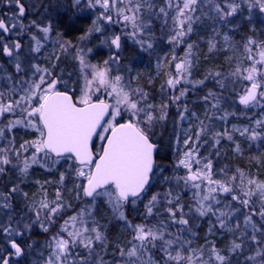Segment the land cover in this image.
Instances as JSON below:
<instances>
[{
	"label": "snow or ice",
	"instance_id": "1",
	"mask_svg": "<svg viewBox=\"0 0 264 264\" xmlns=\"http://www.w3.org/2000/svg\"><path fill=\"white\" fill-rule=\"evenodd\" d=\"M9 5H14L15 10L7 17L0 18V33H11L17 28L20 29L17 35L25 31L31 33V29H36L42 33L43 37L37 33H32L30 39L35 42L32 52H39L43 46V41L48 38L52 31L51 24L42 25L37 20L30 21L29 25L22 22V18L27 14L28 5L26 0H6ZM201 0H165L164 5L158 9L159 14L165 17L169 15V9L174 10L172 16L174 35L170 36V42L175 46L183 42V38L193 31V14L197 11V6ZM220 21L227 22L228 17L234 16L241 10V4L235 0H208ZM248 4L249 9L259 6L264 12V0H243ZM73 6L80 7V0H74ZM99 6V13L93 19L88 31L80 37L86 39L92 33H102V28L107 24H119L121 21L124 27L131 25L132 31L128 33L135 38L138 33H142L148 27L144 22L143 12L145 9L151 11L156 5L151 0H87L86 7L95 9ZM115 13V16L113 15ZM199 19V17H195ZM225 41L229 38L224 37ZM68 43V42H66ZM107 43V41H102ZM142 48L147 44L151 48L152 44L145 40H137ZM110 46L116 49L121 48V35H113ZM188 51L184 58L173 56L174 74H169L166 81L170 89H176L182 82L190 84H203L204 80H189L191 75L192 62L188 59L193 48L188 44ZM213 41H209V49L215 48ZM22 44L19 40L5 42L0 35V52L15 61L14 67L17 73L24 71L19 51ZM60 48L66 50V45L61 44ZM247 56L245 60L247 66H243L244 61L237 65L231 76L242 78L247 81L243 89V94L239 96V103L244 106H256L264 109V41L257 43L249 38L244 45ZM147 50V49H145ZM92 49H78L75 59L79 61L81 79L83 87L80 89V96L74 98L67 91H59L57 85L60 82L53 78V73L48 68H41L38 64H32L28 69L32 77L38 79H24L13 81L11 74L7 75L10 86L5 90H0V119L6 114H12L15 118L8 119L0 125V140L8 139L4 147H0V173L5 171V166L13 163L11 156L15 155L18 163L21 152L31 150V157H25L22 161L23 167L19 171L26 174L32 164L43 166L48 163H58L61 158L67 155L69 164L68 171L74 173L76 179L84 178V182L76 184V198L81 195L91 198L94 202L99 196H107L108 202L112 205L113 212L119 214V219L125 222L126 228L131 229V238L124 247H118L117 259L107 262L103 259L101 252L97 251V245L101 250L106 247L107 236L99 225L89 217L92 216L88 209H80L75 214L63 220L57 232L46 242L48 256L44 258L43 264H233L232 254L241 253L245 247V240L256 245L254 254L244 258L245 264H264V224L259 227L253 221V216L258 215L264 221V181L248 176L241 169L228 176L224 169H220L219 174L224 179L214 178L213 163L208 157L199 155L201 141L209 132V127L199 121L200 127L192 135L186 136L183 140L185 149L182 157L176 161V167H183L186 175L176 177L177 184L183 181L185 187L191 184L194 192V207L189 209V213L198 214L196 218L205 216H215L220 229L229 232L240 231V222L237 220L234 226H229L230 221L240 213L241 208L247 209L244 215L245 230L241 231L240 237L233 239L230 246L219 248L214 241L205 237L204 244L198 247L193 246L196 239L192 231L191 217L184 212V205L180 203L179 195H173L171 189L163 194L165 199L164 213L167 220H158L155 224L140 223L133 224L123 211V205L140 199L149 187L151 179L156 175L155 170L161 169L163 165L158 164L156 154L158 145L153 142V125L167 118V104L159 106L160 115L156 116V106L149 103L148 93L140 88H132L125 83L124 76L113 75L110 65L119 61L117 53H113L108 60L103 61V65L89 63L86 59L87 53ZM59 57H57L58 59ZM178 60V62H177ZM220 77L221 73L214 74ZM207 78V77H206ZM224 87L222 81H218ZM27 85V86H24ZM104 91L111 102L93 96ZM187 88H181L179 95L170 98L171 103L179 108V101L187 93ZM209 98L216 99L212 105L215 109L219 107V99L214 92L203 97L207 102ZM179 111L180 120H185V112ZM18 113V114H17ZM128 114V119L123 123L117 117L123 119V114ZM230 113H225L221 119H225ZM195 117L196 114L192 113ZM108 117V119H106ZM198 119V117H197ZM256 125H264V120H256ZM17 126L35 129L39 135L33 140H25L16 148L14 137L9 138V134ZM239 131V129H237ZM248 132L244 128L241 134ZM227 136L232 140L231 134L226 131L216 132L212 139L219 144L220 139ZM260 133L254 129L249 139H257ZM93 137L99 138L106 143L102 144L96 152L92 149ZM239 151V145H237ZM41 154L42 157H41ZM53 154L55 158L53 159ZM219 155V153H217ZM196 165L193 169V165ZM15 167V166H14ZM168 178H165L167 180ZM65 180V173L60 174L59 183L62 185ZM199 181V183H196ZM48 182L46 181L45 184ZM204 185V188H202ZM18 191V186H13L8 193H0V209H11V197ZM228 194L224 211L220 205L222 201L217 197L221 194ZM161 193H154L145 205V216L162 215L156 208L160 202ZM25 196L27 194L25 193ZM44 198L39 202L33 201L29 206L34 213L33 223L39 224L40 228L47 232L49 226L54 223L55 218L60 217L72 206L64 201L59 188L55 191V198H47L46 189L43 190ZM259 202V210L253 204V200ZM239 207H236V205ZM91 206H89L90 208ZM43 215L44 221L41 222ZM188 217V218H186ZM12 216L8 217L7 226L0 224V233L4 234L5 247L3 251L7 255L0 254V264H10L12 256L20 257L24 253V248L14 238L22 236V231L18 226L12 224ZM173 225H179L175 232L169 231ZM251 227V235L247 228ZM24 229H31L32 223L24 224ZM215 226H209L208 232L211 234ZM187 234V235H186ZM31 247V245H29ZM9 248L11 250H9ZM77 249H80L78 252ZM156 250L160 254L159 258L153 253Z\"/></svg>",
	"mask_w": 264,
	"mask_h": 264
},
{
	"label": "rangeland",
	"instance_id": "2",
	"mask_svg": "<svg viewBox=\"0 0 264 264\" xmlns=\"http://www.w3.org/2000/svg\"><path fill=\"white\" fill-rule=\"evenodd\" d=\"M151 2L156 5L157 11L160 6L164 5L165 0H151ZM175 3V0H173ZM219 2V0H217ZM236 3L241 4V10L234 14L232 17L227 18V22L220 21L219 17L217 16L214 7L211 3L208 2V0H201V2L197 6V11L203 9V12L205 15H203V21L202 23L196 24L195 17L193 19V31L189 33L186 37L183 38V42L173 45L169 38L170 36L174 35V25L172 21V16L175 14L174 10L169 9V15L165 17L163 14L157 13L159 16L162 17V20H165L167 24L169 23V29L166 31V35H153L149 34L150 27L154 25L153 20H151V24L148 23L150 17L146 11L143 12V18L144 22L148 25V27L145 29L144 32L138 33V35L133 38L128 35L132 31L131 25H128L127 28L124 27L123 22L119 24H107L102 28V33H92L90 36H88L86 39L81 40L78 38V43H75L73 45H70L69 43H66L61 35L56 32V35H54L53 32V18L56 16L58 11L60 10H66L68 8L67 5L73 6L74 0H26V4L28 5V11L27 14L22 18V22L25 25H30V21L37 20L42 25L51 24L52 31L48 34V38L43 41V46L41 47L39 52H32L31 48L35 47V42L30 39V35L32 33H37L41 37H43L42 33H38L36 29H31V33L29 31L23 32L21 35H17L16 33L19 32L18 28L11 33H0L4 37L5 42L9 41H15L19 40L22 44V48L19 51L20 58L22 61V67L24 68V71L17 73L15 71L14 63L15 61L11 58L4 56L2 52H0V90H5L7 87L10 86V82L7 79V75L11 74L13 77L12 83L15 81H19L22 78L24 79H38L37 77H32L31 71L28 69L32 64H38L41 68H48L53 73V78L58 79L60 82L57 85V89H67L71 90L75 97L78 98L80 96V89L83 87V80L81 79V73H80V65L79 61L75 59V55L78 49H84L85 52H87V49H92L91 52L87 53L86 59L89 63L92 64H100L103 65L104 60H108L110 56L113 55V53H117L120 57L119 61H116L110 65L112 74H120L124 76L125 83L130 84L132 88H136L137 85V74L140 72L138 71L135 66H132L135 62L139 64L140 60L144 57L145 54L148 53V50L150 48H147V44H145V47L142 48L139 43H137V40H145L147 43H151L152 47L154 44H163V47H160L163 51L162 53L158 54L155 57L154 62V69L159 74L161 71H165L166 80L169 78V74H174V63L172 62L173 56L177 58H184L185 53L188 51V44L193 45L192 38L194 36V29L198 25H202L204 28H206L210 33L211 31H214L215 29L221 25H225V28L221 31V36L218 41L215 42L217 45H221V49L228 50L230 52V58L234 60L236 63L235 69L238 64H240L241 61H244L243 66H247L248 62L245 60V57L247 56V53L245 52L244 45L246 43L243 42V45L240 47L239 44L234 40L233 38V29L238 25V23H244L250 25H254L255 23L259 25V27L262 29L264 28V12H262L259 8V6H255L251 9H249L248 4L244 3L243 0H235ZM253 3H255V0H252ZM87 0H80V7L79 11L77 13L82 14V16L85 17L86 21H90L92 18L95 19V17L98 15L100 9L99 6L95 9H90L86 7ZM84 6V8H81ZM66 7V8H65ZM15 10L14 5H9L6 0H0V18H4L9 16L13 11ZM81 10V11H80ZM196 12L193 14L195 16ZM89 15V19L87 17ZM115 16V13H113ZM169 19V20H168ZM214 20V22L212 21ZM209 27V28H208ZM88 31V30H87ZM217 33V32H216ZM85 34V33H84ZM82 34V36L84 35ZM113 35H121V48L116 49L114 46H110V40ZM228 36V40L225 41L224 37ZM102 41H107V43H102ZM257 43L262 42L263 40H256ZM61 44L66 45V50H62L60 48ZM147 49V50H145ZM193 49V48H192ZM131 50H134V55L131 54ZM216 50H219L218 47H216ZM57 57H59L57 59ZM188 59L192 62V67L190 69L191 75L188 77L189 80L195 81L199 78H195L194 73V56L191 54L188 56ZM178 62V60H177ZM142 66H145L147 63L143 61ZM207 77V78H206ZM204 80L203 84H190V83H184L182 82L180 85L177 86L176 89H170L167 84H165V88L162 89L161 92H158L156 96L154 94L152 95L150 91L145 89L146 87L140 86V89H142L144 92L148 93L149 96H152V99L156 100V103H159L157 107H159L161 104H167L168 107L166 109L167 111V118L163 121H159L155 123L151 129L153 133V141L158 144L159 151L158 155L160 158V161H158V164L163 165V173H161V169H156V175L153 176V184L154 182L158 181H164L165 178L168 177V171H171V174L173 175V188L172 192H179L181 194H187V198H192L194 195V192L197 191L192 188L191 184H189L187 187H185L183 181H180L179 184H177L176 177L184 176L186 175V170L181 166L179 168L176 167V161L182 157L183 151L186 150L185 146L183 144V140L188 135H192V133L199 129L200 124L199 121H203L204 125H207L209 127V132L207 136L204 137V139L207 141V143H204L201 141L202 146L200 147L199 155L201 157H208L212 160L213 164L220 165L219 168L213 169L214 178L216 179H224L225 177L221 176L219 174L220 169H224L226 172V168H223L224 166V152L221 149L222 144L221 141L226 140L227 136H224L220 139L219 144H216L215 141L212 139V135L216 132H227L231 134L232 136H236L237 138L242 139H249V137L252 134L253 129L264 135V125H256V120H264V109L261 107L251 106L248 108H241L239 103V96L243 94V89L247 85V81H243L242 78H238L235 76H231L230 73L226 75H221L220 77L214 76H207L204 75L202 78ZM218 81H222L224 84V87L220 86V83ZM150 84V83H149ZM223 88L224 90H227L228 95H226V99H223L221 101L219 99V107L213 109L212 105L215 104L217 101L216 99L209 98L207 102L203 100L204 95L201 91L207 87V86H213ZM27 86V85H24ZM181 88H187L188 91L184 97L181 98L179 103V108L176 104L171 103L170 98L174 95H179V90ZM105 99L109 102L110 98L107 97L104 94V91L101 90L100 92L96 93L93 96V100L95 99ZM153 103V102H152ZM169 105H173L172 108H169ZM187 106V111L185 112V116L187 119L180 120L178 112L184 111V106ZM258 111V114L254 116V113ZM192 113H195L196 116L194 117ZM225 113H230L225 119H221L225 115ZM18 114V113H17ZM156 116H159L161 113L156 110L154 113ZM198 117V119H197ZM248 118L246 121L242 122L237 119L241 118ZM15 118L12 114H6V116L3 119H0V125H2L6 120ZM232 118H237L234 121H232L230 124V120ZM128 119V114H123V119L120 117H117V120L120 122L122 120ZM229 124V125H228ZM244 128H248V132L244 133L243 135L241 132H243ZM239 129V131H237ZM23 132H34L33 137H30L29 139H26L24 135L19 136V134ZM39 133L35 131V129L32 128H24L23 126H17V128L13 129V132L9 134V138L14 137V145L16 148H19V145L23 143L25 140H33L35 139ZM104 141H101L99 138H96L94 149L95 151L99 150L100 146L103 144ZM8 143V139L0 140V147L6 146ZM221 146V147H220ZM217 153H219V158ZM32 152L29 150L28 152H21V155L19 157L20 163H18L17 158L15 155L11 156V159L13 161L12 164L5 166V171L3 173H0V193L5 189L6 186H9L10 189L15 185L18 186L17 180L18 177H14V179H11L10 176H7L8 174L19 176L21 173L19 171L20 168L23 167L22 161L24 158L31 157ZM43 154H41L42 157ZM54 159V158H53ZM43 160L40 164H32L28 170H32L33 168L40 166L41 169L40 172L36 171L37 175L52 174V172H55L57 168H61V171L59 172V177L55 179L53 182L54 185H60V191L63 195L64 201L68 204H71L70 209H68L66 212H64L60 217L55 218V221H61L60 223H63V220L66 219L68 216L73 215L76 213L75 210L77 207V203L80 199L76 198V190L75 185L84 182V178L76 179L74 176V173H71L68 171L69 164L75 163L74 161H68L67 158H62L58 163H48V166H43ZM15 166V167H14ZM214 166V165H213ZM196 165H193V169H195ZM65 173V180L63 184L61 185L59 183L60 180V174ZM7 174V175H6ZM161 176V177H160ZM230 176V175H228ZM256 179V178H255ZM258 180V179H257ZM261 181V180H258ZM152 184V185H153ZM202 188H204V185H202ZM224 194V193H223ZM221 195V194H220ZM160 202L156 205V208L162 213V215H158L157 218H160L161 216H164L166 214L164 213V206H165V199L163 194L161 195ZM52 197L55 198L53 195ZM83 196L81 195V198ZM218 198V197H217ZM219 199V198H218ZM256 200V199H255ZM142 201V202H141ZM148 199L144 197V195L138 199L135 204L131 202H126L123 205V211L125 215L133 214L135 211H137L140 206L145 205L148 203ZM194 201V200H193ZM190 202V201H189ZM192 202V201H191ZM89 206H91L89 208ZM81 209H88L92 213V218L95 219V216L93 215L95 208H101L104 207L108 209L109 211L113 212L112 205L108 202L107 196H99L95 199L93 202L92 199L90 201L87 200H81L80 206ZM224 211H227L224 210ZM114 213V212H113ZM34 214V213H33ZM112 214V213H111ZM113 217H119L118 213L112 214ZM12 216L15 223L13 224L14 227L19 225H16V219L14 213L9 212L4 209H0V224H3L7 226L8 223V217ZM43 216V215H42ZM155 216V215H153ZM211 216V215H210ZM21 220L26 219V216L21 215ZM216 219L215 216H211ZM35 217H30L32 223L31 229H24L22 231V236L28 231V233L25 234L29 236L24 237L25 239H28V237L32 238L36 232L35 231V224L33 223ZM128 220L132 221L134 219H130L127 217ZM42 220V217H41ZM96 220V219H95ZM4 221V222H3ZM28 222V221H27ZM28 224V223H27ZM126 227V225H125ZM173 230H176L178 228L177 225H173ZM39 229L42 230L39 226ZM18 243L22 244V241L20 240V236L14 237ZM36 242H38L36 240ZM35 244V243H34ZM31 247L24 249V253L30 252ZM40 248H45L46 243L41 242L38 243ZM5 247L4 243V234L0 233V253L3 255H7L3 251ZM23 247V246H22ZM47 248V247H46ZM48 250V249H47ZM23 253V254H24Z\"/></svg>",
	"mask_w": 264,
	"mask_h": 264
},
{
	"label": "trees",
	"instance_id": "3",
	"mask_svg": "<svg viewBox=\"0 0 264 264\" xmlns=\"http://www.w3.org/2000/svg\"><path fill=\"white\" fill-rule=\"evenodd\" d=\"M68 8L66 10H60L54 16L53 22V32L54 35H56V32H58L61 37L67 41L70 45H73L75 43H78V38L82 36V34L86 33L89 29L90 23L89 21L85 20V17L82 16V14L77 13L79 11V8L72 7L71 5H67ZM66 8V7H65ZM157 7H155L151 11H146L150 17L149 20H153L154 25L150 27L149 34L155 35H166V31L169 29V23L167 24L164 18L162 20V17L159 16L156 10ZM81 11V10H80ZM203 9L199 12H196L194 17H199V19H195L196 24L202 23L203 21ZM89 19V15H87ZM169 20V19H168ZM214 22V20L212 19ZM209 28V27H208ZM225 28V25H221L215 29L214 31H211V33L204 28L202 25H198L194 29V36L192 38L193 41V49L192 54L194 56V73L195 78L198 77V80H202L204 75L207 76H214L215 73L219 72L221 75L229 74L233 71H235V65L236 63L232 58H230V52L228 50L221 49V45H216V47L219 48V50H216L215 48L209 49V41H213L214 43L219 40L221 36V31ZM217 32V33H216ZM233 38L234 40L239 44L241 47L243 45V42L248 40L249 38L256 40H263L264 41V28H260L259 25L256 23L250 25L244 23H238L236 27L233 29ZM163 47V44H154L153 47H151L148 50V53L144 55V57L140 60L139 64L135 62L132 66H135L137 70L140 72L137 74V85L136 88H140V86L146 87L145 89L149 90L150 93L154 96L157 95L158 92H161L162 89L165 88L166 84V78H165V71H161L159 74L154 69V62L155 57L162 53V49L160 47ZM134 50H131L130 55H134ZM145 61L147 64L145 66H142V62ZM150 83V84H149ZM209 91L214 92L216 94L217 98H220L221 101L223 99H226V95H228L227 90H224L223 88L215 87L213 86H207L205 87L201 92L204 95H207ZM149 103L156 106V109L159 111V103H156V100L152 99V96H149ZM153 102V103H152ZM173 105H169V108H172ZM258 114V111L254 113V116ZM237 118H232L229 122V124L234 121ZM248 118L244 117L240 120L242 122L246 121ZM228 124V125H229ZM24 135L26 139H29L30 137H33L34 132H23L19 134V136ZM232 140H223L221 141L222 147L221 149L224 152V161L222 166L223 168H226L227 175H233L236 173L237 169H241L245 172L246 175L251 176L253 178H256L258 180L264 181V135L261 134L257 139H242L237 138L236 136H232ZM237 145H239V151H237ZM219 158V155H218ZM157 160L160 161L159 155H157ZM213 169L219 168L220 165L213 164ZM41 169L40 166L33 168L32 170H28L26 174L20 173L19 176L6 174L7 176H10L11 179H14V177H18L17 183H18V191L13 194L11 197V209H4L9 212L14 213L16 219V225H19V230H24V224L30 223L31 219L30 217H34V214L32 211H30L29 206L33 203V201L39 202L41 199L44 198L43 196V190L46 189L47 191V198L49 200L54 199L52 197L55 194V191L57 188L60 189V185H54L53 182L56 178L59 177V172L61 171V168H57L55 172H48V174H42L37 175L36 171L40 172ZM216 170V169H215ZM173 175L171 174V171H168V179L158 182H154V184H151V187L148 188L146 193L144 194V197L148 200L151 199V196L154 193H166L169 189L172 190L173 188ZM161 177V176H160ZM48 182L45 184V182ZM10 190L9 186H6L1 193H8ZM25 193L27 196H25ZM179 195L180 203L184 205V212L189 214V217H191V224L193 225L192 231L196 235V239L193 241V246L198 247L199 245L204 244L205 237L208 240L214 241L216 243V246L219 248H225L226 246H230V243L233 239H237L240 237L241 231L245 230L244 226V215L243 213L247 212V209L241 208L240 213L238 214L234 219L230 221L229 226H234L237 222V220L240 222L241 229L240 231H233L229 232L226 229H220L219 224L217 223L216 219L209 216L196 218L198 214H196L194 211L189 213V209L194 207L195 201H193L192 198H187V194H181L178 191L173 192V195ZM162 197V196H161ZM227 197V200H230V196L228 194H223L218 196V198L222 201L220 207L222 210H226L225 204L227 203V200L224 198ZM84 200L83 198H80L79 202L77 203V207L74 211H79L81 208L80 201ZM190 201V202H189ZM192 201V202H191ZM142 202V201H141ZM253 204L256 207L257 211L259 210V202L257 200H253ZM236 207H239L237 204ZM228 210V209H227ZM146 209L144 208V205L140 206V208L135 211L132 215L128 214L127 217L130 219H134L130 221L133 224H140V223H148V224H155L158 220H167V216H161L160 218H157V215L146 217L145 216ZM71 212L68 213L67 216H69ZM115 215V213L109 211L108 209L101 207V208H95L93 215L95 216V219L92 217H89V223L91 224L92 220L96 222V226L99 225L101 230L106 234L107 236V242L106 247L101 250V246L97 245V251L101 252V255L103 256V259L107 262H112L117 259L118 247H124L126 245V242L131 238V229H128L125 227V222L119 217H113L112 214ZM21 215L26 216V219L21 220ZM41 222H45L43 216ZM188 218V217H186ZM28 221V222H27ZM253 221L257 224L259 227L261 224H264V221H261L260 217L258 215L253 216ZM4 222V221H3ZM61 221H55L49 226V230L47 232H44L43 230L39 229V224H35V231L36 234L28 239L23 238L29 236L30 234L26 235L28 231L23 235L20 236V240L22 241V246L24 249L29 248V245H32L33 250L30 252L24 253L22 256L15 259V256H12L10 258V264H43L44 258L48 256V250L47 248H40L38 243L41 242H47L48 239L54 235L57 230L59 229ZM15 222L12 221V224ZM214 225V231L209 234L208 229L209 226ZM179 227V225H177ZM169 231L175 232L176 230H173L172 228H169ZM247 231L249 235H251V227L249 226L247 228ZM187 235V234H186ZM258 239L264 238L260 237V234L257 233ZM36 240L38 242H36ZM256 249V245L252 244L250 241L245 240V247L241 253L238 254H232L233 258V264H245L244 258L248 255L254 254ZM79 252L80 249H77ZM154 255L156 258L160 257V254L156 252V250H153ZM1 254V253H0Z\"/></svg>",
	"mask_w": 264,
	"mask_h": 264
},
{
	"label": "water",
	"instance_id": "4",
	"mask_svg": "<svg viewBox=\"0 0 264 264\" xmlns=\"http://www.w3.org/2000/svg\"><path fill=\"white\" fill-rule=\"evenodd\" d=\"M69 94H70V93H69ZM70 95H72V94H70ZM106 119H107V117H106ZM122 123H123V122H122ZM95 138H96V137H93V142H94ZM105 143H106V142H105ZM91 146H92V149H93V143H92ZM93 151H94V150H93ZM54 155H55V154H54ZM65 155H68V154H65ZM130 199H131V198H130Z\"/></svg>",
	"mask_w": 264,
	"mask_h": 264
},
{
	"label": "flooded vegetation",
	"instance_id": "5",
	"mask_svg": "<svg viewBox=\"0 0 264 264\" xmlns=\"http://www.w3.org/2000/svg\"><path fill=\"white\" fill-rule=\"evenodd\" d=\"M89 22L92 23V18H91V20Z\"/></svg>",
	"mask_w": 264,
	"mask_h": 264
}]
</instances>
